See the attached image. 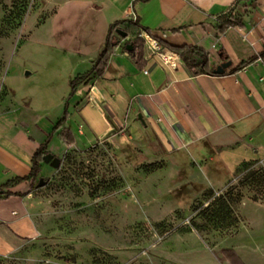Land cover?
<instances>
[{"label":"crops","instance_id":"1","mask_svg":"<svg viewBox=\"0 0 264 264\" xmlns=\"http://www.w3.org/2000/svg\"><path fill=\"white\" fill-rule=\"evenodd\" d=\"M41 2L39 11L47 15L38 22L35 16L26 41L40 42L55 52L50 64L66 68L62 73L65 87L60 96L50 100L44 94L38 102L29 94L17 97L12 89L10 108L0 112V257L41 232L33 212L36 200L35 189L29 191L31 181L7 182L29 174L34 152L53 132L66 108L70 114L64 125L73 131L75 144L127 138L131 127L138 137L128 134L133 145L137 140L150 148V140H156L168 154L166 165L173 169L169 182L177 186L203 184L206 179L219 186L239 162L264 153V59L260 57L264 0ZM231 15L242 19L243 25L220 29ZM127 18L138 20L162 49L175 52L176 65L164 62L145 44V64L141 66L131 57L129 37L122 38L104 72L92 73L70 97L71 79L93 68L112 22ZM191 45L210 53L212 67L224 60L232 65L218 75L196 73L180 56ZM249 58L253 61L233 71ZM32 74L34 70L25 71L27 76ZM56 81L53 77L45 84L54 86ZM128 118L133 119L131 123ZM59 131L49 144L56 156L72 147L60 140ZM180 152L189 158L187 175L181 174L176 163ZM48 167L42 163L44 175L52 172ZM221 167L228 177H220ZM162 169L152 174H161ZM7 191L13 194H5ZM258 205L264 204H245L250 208ZM231 247L240 254L239 247Z\"/></svg>","mask_w":264,"mask_h":264},{"label":"rangeland","instance_id":"2","mask_svg":"<svg viewBox=\"0 0 264 264\" xmlns=\"http://www.w3.org/2000/svg\"><path fill=\"white\" fill-rule=\"evenodd\" d=\"M41 3L0 0V112L10 108L13 90L34 102L64 90L66 68L50 64L55 52L26 41L35 16L47 15ZM53 77L54 86L45 84ZM128 134L138 138L131 127L127 138L79 141L58 155V168L40 169L33 212L41 232L0 264H230L221 250L231 246L247 264H264V205L245 206L264 204V153L239 162L219 186L206 179L204 187L177 190L184 184L169 182L173 169L157 141L127 147Z\"/></svg>","mask_w":264,"mask_h":264},{"label":"trees","instance_id":"3","mask_svg":"<svg viewBox=\"0 0 264 264\" xmlns=\"http://www.w3.org/2000/svg\"><path fill=\"white\" fill-rule=\"evenodd\" d=\"M231 25H243L242 19L236 18L231 15L227 20H224L221 25L220 29L227 28ZM142 30H146L143 27H141L140 23L138 20H133V19H120L112 22V24L109 27L108 30V36L105 42V45L103 47V50L100 52L99 56L97 59L94 61V66L93 68L86 72L83 75L74 77L71 79V85H70V97L73 96V94L76 91L77 86L85 82V80L88 79V77L94 73V75H99L104 72V70L107 67V63L110 59V57L113 55L115 52V48L118 46L122 38H128L129 37V43L132 45V49L130 50L131 57L135 60L136 63L140 64L143 66L145 64V44L146 40L144 36L142 35ZM119 31L125 33L127 36L123 37L122 34L119 33ZM147 31V30H146ZM149 32V31H147ZM181 59L189 65L194 72L196 73H209V74H215L213 72V67L212 63L210 60V53L204 49L203 47L191 45L188 46L185 51L180 52ZM261 59H264V50L261 51L260 53ZM253 61V58H249L247 61L241 63L236 67L233 71L243 68L247 66L248 63ZM65 114L63 118H61L52 133L48 135V137L45 139V141L42 143V145L34 152V156L32 158V165L30 168V172L26 176H18L14 178L13 180L7 182V185L14 184L16 182L20 181H31V187L29 191H32L37 188V182L39 181L40 177V169L41 165L44 162V156L45 154L49 153V144H50V139L51 137L57 132V130H60L58 133V137L60 140H63L68 146H72L73 144L76 143L77 139H75V135L73 131H71L70 128L65 127V123L69 117V111L67 108L65 109ZM125 142V145L128 146H133L131 141ZM189 158L185 153H177L176 154V163L179 166L181 170L182 175H187L189 173L188 168H189ZM220 172V177L226 178L228 177V172L221 167ZM194 187L201 188L203 186L202 183H192ZM190 184V185H192ZM186 185H183L181 188H178L177 190H181L184 188ZM204 187V186H203ZM1 189V188H0ZM16 194L24 195L23 193L15 192ZM5 194H13L11 191H7ZM225 208H230V202H227L225 204H222ZM221 208V207H220ZM223 209V208H222ZM220 209V210H222ZM219 210V209H218ZM219 210V211H220ZM228 213V212H226ZM223 214L225 217L227 214ZM223 257H225L230 264H246L241 255L232 247H224V249L221 250Z\"/></svg>","mask_w":264,"mask_h":264},{"label":"built area","instance_id":"4","mask_svg":"<svg viewBox=\"0 0 264 264\" xmlns=\"http://www.w3.org/2000/svg\"><path fill=\"white\" fill-rule=\"evenodd\" d=\"M142 35L146 40V46L150 48L153 53L159 55L164 62L170 64L171 66L176 65V61L178 60V55L175 52H170L168 50H164L160 47L158 41L146 30H142Z\"/></svg>","mask_w":264,"mask_h":264},{"label":"water","instance_id":"5","mask_svg":"<svg viewBox=\"0 0 264 264\" xmlns=\"http://www.w3.org/2000/svg\"><path fill=\"white\" fill-rule=\"evenodd\" d=\"M119 33L122 34L123 37H126L127 36L125 33L121 32V31H119ZM128 47L131 48L132 45L129 44ZM231 65H232V61H230V60H224V61L220 62L219 64H217V66L213 67V72L215 74L223 73ZM44 162L45 163H48L53 168H58L61 165V163H62V158L60 156H56L53 153L49 152V153L45 154V156H44ZM37 185L38 186L44 185V179H43V177H41L39 179V182L37 183Z\"/></svg>","mask_w":264,"mask_h":264}]
</instances>
